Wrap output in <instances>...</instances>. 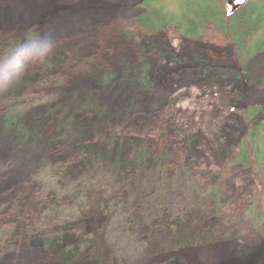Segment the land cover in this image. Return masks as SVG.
Listing matches in <instances>:
<instances>
[{
    "label": "rangeland",
    "instance_id": "rangeland-1",
    "mask_svg": "<svg viewBox=\"0 0 264 264\" xmlns=\"http://www.w3.org/2000/svg\"><path fill=\"white\" fill-rule=\"evenodd\" d=\"M144 1L0 0V50L31 27L56 40L46 63L0 93V264H63L48 245L93 234L92 254L68 264H264L252 174L232 157L264 120V51L243 61L211 25L201 41L142 30ZM253 105L263 111L248 120ZM158 203L187 214L184 232L215 236L173 248L157 227L146 245Z\"/></svg>",
    "mask_w": 264,
    "mask_h": 264
},
{
    "label": "trees",
    "instance_id": "trees-1",
    "mask_svg": "<svg viewBox=\"0 0 264 264\" xmlns=\"http://www.w3.org/2000/svg\"><path fill=\"white\" fill-rule=\"evenodd\" d=\"M161 1H144L141 6L143 12L135 17L137 25L142 30L156 32L172 26L177 29L183 38L201 41L205 39L207 26L211 25L213 32L220 39L231 44L243 61L252 55L264 51V0H247L244 5L232 13H229L225 8L224 0H192L188 5V9L182 11L176 10L175 6H173V9L168 10ZM33 29L34 27H31L27 33L32 32ZM33 75L44 77L45 73L44 70H40V72H34ZM104 77L106 80L111 78L109 73H105ZM27 79L30 82V78ZM18 85L15 87H18ZM262 111L263 109L253 105L243 109L242 113L250 120L258 112ZM11 115L13 117L9 120V125H18L21 118H23L24 112L23 110H17ZM22 130L23 128L20 127L18 132L22 133ZM232 157L235 163L251 171L255 192L252 197L250 212L259 224L264 221V120L252 122L247 127L239 139L236 151ZM44 164L45 162L42 164V168H47L50 171V166L47 167ZM51 179L49 178V181ZM50 204L51 206H56L54 200H50ZM108 205L103 203L100 208L108 211ZM148 216L153 221L148 223L143 229L146 245L153 244L152 237L157 227H163L168 230L173 248L215 236V231L212 229L195 231L189 234L184 232L183 223L188 220L187 214L182 211L176 216L170 212L169 205L165 203L156 204L148 211ZM135 219L134 214L126 218L129 231L135 230ZM96 239L97 235L93 234L91 237L76 240L69 246L58 244L52 246L50 243L48 252H54L63 264H68L79 257L84 249L89 254H92L97 247Z\"/></svg>",
    "mask_w": 264,
    "mask_h": 264
},
{
    "label": "clouds",
    "instance_id": "clouds-1",
    "mask_svg": "<svg viewBox=\"0 0 264 264\" xmlns=\"http://www.w3.org/2000/svg\"><path fill=\"white\" fill-rule=\"evenodd\" d=\"M55 48L51 33L32 31L0 50V93L17 86L32 66L46 63Z\"/></svg>",
    "mask_w": 264,
    "mask_h": 264
},
{
    "label": "water",
    "instance_id": "water-1",
    "mask_svg": "<svg viewBox=\"0 0 264 264\" xmlns=\"http://www.w3.org/2000/svg\"><path fill=\"white\" fill-rule=\"evenodd\" d=\"M247 0H226V7L229 13H232L242 5H244Z\"/></svg>",
    "mask_w": 264,
    "mask_h": 264
},
{
    "label": "bare ground",
    "instance_id": "bare-ground-1",
    "mask_svg": "<svg viewBox=\"0 0 264 264\" xmlns=\"http://www.w3.org/2000/svg\"><path fill=\"white\" fill-rule=\"evenodd\" d=\"M22 176V175H21Z\"/></svg>",
    "mask_w": 264,
    "mask_h": 264
}]
</instances>
